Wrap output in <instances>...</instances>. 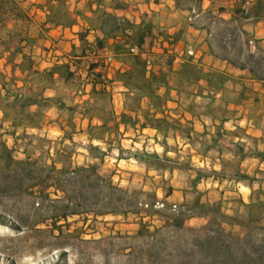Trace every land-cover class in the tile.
Instances as JSON below:
<instances>
[{
	"label": "trees",
	"instance_id": "16d2710c",
	"mask_svg": "<svg viewBox=\"0 0 264 264\" xmlns=\"http://www.w3.org/2000/svg\"><path fill=\"white\" fill-rule=\"evenodd\" d=\"M54 1L55 4H49L47 8L52 13V20L56 21L63 1ZM236 12L244 17L248 15L245 8L239 7ZM29 19L28 12L18 0H0V60L3 59L4 64L11 67L7 78L0 69L3 92L0 111L5 119L9 118L8 109H14L15 115L10 117L8 125L12 129L21 126L40 129V110L48 107L53 100L52 97L44 95V90L52 87L56 78L65 81L74 78V71L67 63L54 64L48 69L37 68L34 59L24 50L30 43V38L22 29L17 28L19 22ZM73 21L67 16L64 24L71 25ZM105 25L114 28L110 20ZM236 32L234 27L217 31L216 35L224 36L225 42L218 41L216 46L223 52L233 50L231 55H223V58L234 66L247 68L253 78L264 79V57L250 51L245 52L243 46L237 42ZM85 33H79L82 41H85ZM142 41L143 35L135 39L137 45ZM97 46L101 47L99 41ZM115 48L116 53L126 55L125 59L130 65L122 72H116L114 76L127 89L123 111L118 114L108 111L105 117L100 115L95 102L108 97L105 86L107 80L97 70L98 62H91L87 67L91 83L90 97L94 101L85 103L81 115L82 118L87 117L88 129L93 116L100 119L99 130H87V135L90 141L96 139L107 144L106 150L89 146L90 150L98 152V156L93 157L102 161L106 152L111 150L112 142L117 140L120 126L124 129L152 128L165 139L169 134H178L190 143L193 133L190 122L187 126L181 124L179 118L171 116L166 106L169 90L166 88L164 93L159 92L160 87H167L165 76L151 72L146 77L147 58L141 57L139 53L133 54L132 47L124 49L118 43ZM189 74L196 76L197 72L190 70ZM212 77L221 82L223 80L211 72L206 74L210 83L213 81ZM244 96L245 89L242 88L234 102ZM142 99L147 100L145 107L141 106ZM54 105L59 110L66 107L61 101ZM173 127H182L183 130H175ZM61 131L64 133L63 141H71L72 134L76 132ZM10 134L14 135L15 130H10ZM106 135L113 138L108 141ZM116 147L121 152L119 143ZM14 152V148L0 142V220L13 229H35L59 239L64 234L62 228L70 225L68 217L77 215L85 219L89 215L96 218L107 214L140 213L136 207L138 202L134 201L132 194L114 184L110 177L100 173L95 163L72 165L66 158L62 159V154L58 151L49 158L50 162L43 161L42 156L32 158L27 150L23 152V158H18ZM46 153H49V149ZM241 154L242 150L235 151V155ZM254 155L264 160V150L256 151ZM148 158L160 160L156 152L135 154V159L141 163L157 167L156 163L149 164ZM230 178L241 181L248 176L235 172ZM199 179L197 176L194 182ZM257 192L259 194L255 200L247 203L238 200L240 207L231 213L223 209L221 200L209 203L195 199L174 208L166 205L167 213L164 215L163 225L154 228L150 234L148 230H144L146 239L142 243L143 252L140 250L139 253L144 254L148 264H264V192L260 187ZM149 198L152 207L158 200H155L154 194L149 195ZM193 218L203 219L204 223L199 227L188 226V221ZM36 225H44L45 228H35ZM145 228L143 225V229Z\"/></svg>",
	"mask_w": 264,
	"mask_h": 264
},
{
	"label": "rangeland",
	"instance_id": "374dc122",
	"mask_svg": "<svg viewBox=\"0 0 264 264\" xmlns=\"http://www.w3.org/2000/svg\"><path fill=\"white\" fill-rule=\"evenodd\" d=\"M18 1L29 14L33 12L31 16L39 22L42 17L40 10H43L45 6L42 3L43 0ZM138 2L140 1H135V4ZM61 4L57 18L66 20L68 15L65 12L71 10L73 4L71 1ZM17 28L31 35L35 32V25L27 26L28 29H26L25 22L18 23ZM43 43L42 41L38 43L37 39L32 38L30 42L41 48ZM58 48L63 49L57 41L50 43L49 50L53 53L49 57L46 55L49 59L45 60L44 64L41 60L39 62L34 60L37 68L40 70L49 68L53 60L58 59H61L63 63L64 55L58 53ZM189 55L192 54L189 53ZM9 71L6 69L3 72L5 78L9 76ZM86 83L80 81V78L76 81L72 78L67 83L59 79L54 80L52 86L55 88L56 95L48 107L40 110L42 114L40 129L22 126L12 129L8 125L10 117L15 115L14 109H8L9 118L5 117V119L0 111V142L14 148V154L18 158H23V152L27 150L32 158L42 156L43 161L50 162L49 158L55 156L58 151L62 154V159L66 158V161L72 165L95 163L100 173L110 177L114 184L132 194L134 201L138 202L136 207L140 213L139 215L131 212L126 215L107 214L96 218L89 215L85 219L77 215L68 217L67 221L70 225L62 228L64 234L59 239H54L52 235L35 229L25 227L21 230L13 229L0 220V264H148L144 254L139 253L146 239L144 230H148L150 234L154 228L163 225V218L167 213L166 205L174 208L183 202H192L195 199L209 203L221 200L223 209L231 213L240 207L238 200L245 203L255 200L259 194L257 192L259 187L264 192V166L259 167L254 160L248 158L241 161L239 157L230 156L226 150L232 149L233 146L228 143L231 142V131L225 130H234L232 131L234 133L242 128H231L232 123L222 125L219 119L234 118L236 112H230L220 102L207 103L208 101L205 100L202 104H189L186 100L187 89L182 96L183 106L179 104L180 111L189 109L188 111L196 117L202 115L197 119L206 121L204 125L207 129L204 130H216V125L210 123L206 115L212 116L216 122H219L218 130H223L221 139H224L222 140L224 142H221L223 145L221 157L218 158L219 155L210 147L208 138L200 139L196 131H193L190 143H187V140H183L178 134H169L165 139L161 134L152 133L150 131L152 128L124 129L123 127L121 129L119 127L120 134L116 136L117 140L112 142L111 150L106 152L101 162L95 159L93 156H98V152L90 150L89 146H98L101 150H106L107 144L96 139L90 141L88 138L87 130H99L98 121L92 120L89 129L79 121V114L83 112L86 102L79 103L78 100L86 94L84 92ZM2 93L0 85V99ZM57 101H61L66 107L62 110L55 109L53 105ZM95 105L101 116L108 114V98L96 100ZM141 106L145 107V103L142 102ZM167 109L170 110L168 107ZM173 117L179 118L181 124H188V120L182 116ZM110 124H112L111 119ZM190 126L193 130L192 123ZM173 128L183 130L182 127ZM10 130H15V134L11 135ZM61 130H76V132L72 134L71 141H63L64 133ZM110 138L113 137L106 135L108 141ZM263 140L264 138L259 143V147H256L257 149H264ZM116 142L120 144L121 152L117 150ZM245 147L249 148V146ZM247 148H245V154L249 152ZM141 152H156L160 160L154 161L148 158L147 161L149 164H158L157 167L147 166L136 160L135 154ZM219 162L222 171L214 173L219 172L215 169L218 168ZM239 171L246 174L248 178L238 183V180L230 176ZM197 176L200 179L194 182ZM151 194H154L155 200H158L152 207H150L151 199L149 198ZM51 197L56 198L55 195ZM203 223V219L193 218L188 221V226L199 227ZM142 224L144 228L147 226V229H143ZM35 228L45 227L36 225ZM140 229H142L141 232H138Z\"/></svg>",
	"mask_w": 264,
	"mask_h": 264
},
{
	"label": "crops",
	"instance_id": "0c3cea01",
	"mask_svg": "<svg viewBox=\"0 0 264 264\" xmlns=\"http://www.w3.org/2000/svg\"><path fill=\"white\" fill-rule=\"evenodd\" d=\"M62 1L66 4L71 1L73 4L71 10L65 12L74 20L73 24H64L66 20H52V13L48 11L47 5L55 4V1L43 0L45 6L40 10L42 17L39 22L31 16L33 12L28 13L30 19L25 22L26 29L27 26L35 25V32L32 35L29 32L27 34L25 30L30 42L31 38L37 39L38 43L42 41L43 48L29 43L24 50L34 60L38 62L41 60L44 64L45 60L49 59L46 55L49 57L53 53L49 50V44L57 41L58 45L63 47L58 48V53L64 55L63 63L69 64L70 69L74 71V80L80 78V81L87 82L84 88L86 94L78 100L79 103L94 101L90 97L91 83L87 67L91 62H98L97 70H100L107 80L105 86L108 92V111L118 114L124 110L127 89L114 76L116 72H122L130 65L125 59L126 55L116 53L115 47L118 43L122 44L124 49L132 47L133 54L139 53L149 62L152 61V64L146 67V77L151 72L165 76L167 87H160L159 92L162 94L166 88L169 90V99L166 103L170 109L169 113L176 117L182 116L192 123L193 131L198 132L200 139L208 138L209 145L219 155L218 158L222 156L221 142H224L222 141L224 139H221L223 130H218L219 125L232 123L231 128L238 127L242 130L234 133H232L234 130H225L231 131L232 134L231 142L228 143L233 148L226 149L229 155L239 157L241 161L246 158L252 159L259 167L264 166V160L254 155V152L264 150L256 148L264 138V79H255L247 68L243 69L229 63L223 55H231L233 50L223 52L216 46L218 41L225 42L224 36L223 38L220 34L216 35L217 31L234 27L237 29V42L243 46L244 51L264 57V0H139L140 2L136 4L135 1L138 0ZM239 7L247 10L246 17L236 12ZM107 20L114 24V28L105 25ZM81 31L86 32L85 41L80 39ZM142 35L143 41L137 45L135 39ZM174 37L176 38L172 39ZM64 39L68 41H63ZM248 40H252V43L249 44ZM98 41L101 47L97 46ZM189 52H192V55H189ZM55 63L62 61L53 60L49 68ZM10 68V65L4 64L3 59L0 60L2 72ZM190 70L196 71V76L190 75ZM208 72L221 77L222 82L213 77L212 83L208 82L206 79ZM63 81L67 83L70 80ZM242 88L245 89V96L234 102ZM185 89L188 90L187 103L202 104L205 100L207 103L220 102L230 112H236V115L229 119L220 118V124L212 116L206 115L210 123L216 125V130H204L207 129L204 125L206 121L197 119L202 115L196 117L191 112L180 111ZM44 95L54 99L55 88L53 86L46 88ZM85 96L87 98H84ZM142 102L147 105L146 99H142L140 103ZM53 107L58 110L55 105ZM81 113L79 121L87 126L88 119L82 118ZM94 119L100 124V119L93 116L92 120ZM150 131L157 135L156 130ZM245 148L249 149L247 154L244 153ZM239 149L242 150V154L235 155V151ZM221 168L219 162L218 168L215 169L219 171Z\"/></svg>",
	"mask_w": 264,
	"mask_h": 264
},
{
	"label": "built area",
	"instance_id": "2783aa9c",
	"mask_svg": "<svg viewBox=\"0 0 264 264\" xmlns=\"http://www.w3.org/2000/svg\"><path fill=\"white\" fill-rule=\"evenodd\" d=\"M248 43L251 44L252 43V40H248ZM189 53L192 54V52H189ZM147 63H148V65H150V62L149 61Z\"/></svg>",
	"mask_w": 264,
	"mask_h": 264
}]
</instances>
